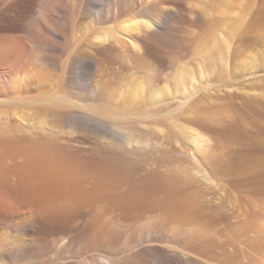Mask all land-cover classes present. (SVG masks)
Returning <instances> with one entry per match:
<instances>
[{
    "label": "rangeland",
    "instance_id": "374dc122",
    "mask_svg": "<svg viewBox=\"0 0 264 264\" xmlns=\"http://www.w3.org/2000/svg\"><path fill=\"white\" fill-rule=\"evenodd\" d=\"M112 1L96 0L97 9L106 12ZM39 2L11 0L4 8L0 35L11 39L15 51L26 48L29 54L23 56L22 70L18 60L10 62L12 71L4 81L33 87L29 97L33 101L38 94L42 106L30 111L43 114L50 138L112 148L135 166L178 182L191 195L192 203L177 217L155 211L126 228L121 239L148 233L151 239L144 237V244L169 250L172 264H264V0H185L183 13L174 11L167 28L153 35L156 58L131 44L102 52L103 71L93 79L103 97L111 99L110 107H118L110 118L115 125L154 137L140 145L115 141L101 127L89 131L85 122L65 115L89 104L81 91L65 88L60 67L66 56L55 50L58 44L50 32L60 27L53 12L68 0ZM69 4L77 12L78 5ZM38 6H43L40 13ZM91 19H79L72 41L87 38L101 44L95 37L104 25L119 23L98 26ZM38 45L48 50L42 52ZM149 75L156 83L146 80ZM141 87L151 93L140 106L134 97ZM59 97L63 106L49 108ZM194 136L201 140L198 148ZM199 165L210 179L198 171ZM135 261L131 264H157Z\"/></svg>",
    "mask_w": 264,
    "mask_h": 264
},
{
    "label": "bare ground",
    "instance_id": "6f19581e",
    "mask_svg": "<svg viewBox=\"0 0 264 264\" xmlns=\"http://www.w3.org/2000/svg\"><path fill=\"white\" fill-rule=\"evenodd\" d=\"M71 1L78 5L77 12ZM10 2L0 0V20ZM185 7V0H114L105 12L97 9L96 0H68L66 6L53 12L52 19L60 26L50 31L58 44L55 50L66 56H62L66 59L60 67L64 86L81 91L89 103L82 105L85 110L72 108L65 115L85 122L89 131L103 128L115 141L151 143L154 137L150 132L110 120L119 113L118 107H110L111 99L103 97L93 76L103 71L102 52L132 45L156 58L153 35L167 28L174 11L183 13ZM83 16H91L98 26L119 23L104 25L95 37L101 38V44L87 38L72 41L71 32ZM12 46L8 36L0 35V264H131L138 258L172 264L169 250L144 244V237L151 239L148 233L139 231L127 241L121 236L126 228L133 229L155 211L177 217L192 203L191 195L178 187V182L135 166L112 148L50 138L43 114L38 110L33 116L30 111L35 105L42 106L36 102L38 94L34 95L36 100L29 97L33 87L4 81L8 70L12 71L8 68L12 60L19 61L18 70L23 65L26 68V48L15 51ZM40 47L42 52L48 50ZM146 80L154 83L157 79L149 75ZM226 84L220 83L222 87ZM148 92L141 87L134 97L137 105L144 104L141 98ZM63 102L59 97L48 105L60 108ZM192 142L196 147L201 144L196 136ZM198 171L210 179L201 165Z\"/></svg>",
    "mask_w": 264,
    "mask_h": 264
}]
</instances>
